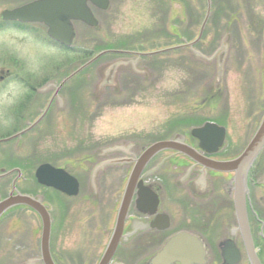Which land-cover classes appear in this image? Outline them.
<instances>
[{
    "label": "rangeland",
    "instance_id": "374dc122",
    "mask_svg": "<svg viewBox=\"0 0 264 264\" xmlns=\"http://www.w3.org/2000/svg\"><path fill=\"white\" fill-rule=\"evenodd\" d=\"M32 1L0 0V78L7 73L0 80V139L34 122L52 95L53 87L43 91L46 86H56L88 61L75 56V51L93 54L109 46L150 52L178 46L197 37L206 10L205 0L194 4L182 0L181 6L176 0H110L107 11L93 10L99 23L96 32L75 24L74 52H70L50 42L42 26L3 23V11ZM114 65L111 84L103 86L108 69ZM22 81L36 84L39 99L33 109L29 99L20 117L22 105L25 107L22 97H31L29 88L21 86ZM210 95L216 97L213 107L208 101ZM263 114L264 0H213L201 42L193 51L177 50L147 58L101 57L61 89L59 99L38 126L0 145V170L13 165L31 167L30 176L39 165L48 163L77 173L81 191L74 202L77 206L83 202L81 213L94 209L99 215L95 225H84L100 237L99 253L107 241L105 231L113 225L115 200L124 189L128 166L102 167L92 181L95 165L129 158L128 152L136 156L142 148L175 134L184 135L204 121L226 128V144L235 153L250 140ZM87 158L88 165L82 172L70 164ZM163 174H156L157 178ZM11 180H0V197L9 191ZM25 180L17 187L36 194L45 203L46 196L32 187V178ZM171 181L164 190L169 194L174 191ZM184 198L181 209L179 198L174 197L173 205L183 218L190 214L184 208L192 203ZM64 205L62 211L49 205L56 220L51 247L59 254L67 237ZM72 209L76 210V203ZM40 231V221L30 211L15 210L3 217L0 264H37V260L27 258L39 252ZM72 239L78 246V235Z\"/></svg>",
    "mask_w": 264,
    "mask_h": 264
},
{
    "label": "flooded vegetation",
    "instance_id": "af4514ba",
    "mask_svg": "<svg viewBox=\"0 0 264 264\" xmlns=\"http://www.w3.org/2000/svg\"><path fill=\"white\" fill-rule=\"evenodd\" d=\"M210 1L212 5L213 0ZM192 3H196V0H192ZM176 4L181 6L182 0H176ZM5 76H7V73H5ZM5 76L3 77L4 79ZM20 84L25 89L29 88L31 92V97H22L25 107L23 105L21 107V111L19 112L21 117L22 111L28 108L27 101L31 100V109H33L34 104H38L39 97L36 84L33 86L23 83V81ZM215 99L214 95L209 96L208 101H212V107L214 106ZM55 101H57V97L52 100L50 107ZM204 124L205 122L194 128H200ZM217 125L224 129V140L222 146L213 153H208L200 148V140L190 136L192 129L184 135L175 134L173 137L163 140H173L177 136V142L190 148V153L192 152L194 160L177 152L167 151L163 152L167 153L163 158H161L163 153H159L148 162L135 184L129 208L118 237L117 246L108 264H126L127 261H129V264H148L150 259L162 249L169 239L182 232L197 238L204 250L202 258H198L197 256L200 252L192 248L193 257L183 261V264H252L247 254L243 235L235 213V175L234 173L216 172L206 166L208 161L224 162L237 158L244 151L250 140L239 151L231 153L228 144H226V128L221 124ZM215 138L216 135H213V140ZM147 147L142 148L136 156L128 152V155L131 157L115 159L118 165L128 166L127 179L133 172L140 154ZM206 149L212 151V147H207ZM88 162L89 158L83 161H72L70 164H73L72 167L75 166L82 172L86 170L85 165ZM52 166L62 169L68 176L76 180L78 183V197L81 191L80 180L77 177L78 174L66 167ZM30 168L26 167L25 169L23 167L21 169V167L15 166L10 169L11 171L18 170L19 173L15 171L10 176L1 179L12 178L9 191L4 197H0V200L7 199L10 194L26 195L30 198L38 199L36 194L17 187L18 184L24 183L25 178H32L33 183L31 184L30 182V184L36 190V193H41L43 197L46 196V203L42 199L40 200L47 206L50 216L51 233L48 250L53 264H86L88 262L98 264L113 233L122 193L115 200L116 207L113 225L105 231L107 241L103 245V249L98 253V249L101 248L100 237L96 233H93L92 230L84 228V225L91 226L92 224H96L94 222L99 217L97 212H94V209H92L86 214L81 213V211L84 212L83 202L80 201L77 206V202H74L77 197H67L56 192L54 189H49L47 193L41 191L34 177L32 175L29 176L31 172ZM151 173L154 175L151 176ZM159 173H164L161 175V179L157 178ZM170 179L172 180V184H174V191L169 194L164 190L165 185L170 182ZM245 186L244 207L249 237L258 263L264 264V145L247 172ZM183 194L192 202L187 208H184V210L187 209L190 213L187 217L184 216V218L182 212L180 211V214H178L176 207L174 208L173 206L175 204L174 197H176V200L179 198V209L184 206L186 200H184ZM62 200L65 202L64 217L66 219L67 237L64 238V250L59 254L52 251L53 247H51V235L56 220L52 216V210L49 205L57 207L59 211H62L63 206L61 204L64 203ZM172 200L173 202L170 203ZM73 203H76L75 211L72 209ZM15 210L30 211L23 207L17 208L8 212L6 216ZM173 210L174 212H172ZM32 214L35 215L34 213ZM87 219L89 220L87 221ZM75 229H77V233ZM199 229L200 233L197 232ZM76 234L79 239L78 246L74 244L75 241L72 239L76 237ZM191 244L194 246V243ZM30 259L37 260V264H43L40 247L38 254L27 258V260ZM173 264L180 263L175 262Z\"/></svg>",
    "mask_w": 264,
    "mask_h": 264
},
{
    "label": "water",
    "instance_id": "95a60500",
    "mask_svg": "<svg viewBox=\"0 0 264 264\" xmlns=\"http://www.w3.org/2000/svg\"><path fill=\"white\" fill-rule=\"evenodd\" d=\"M88 4L94 6L99 10L105 11L108 8L109 2L108 0H37L29 4H26L22 7L10 11H4L1 14V17L3 21H17L19 23L41 24L46 28V35L51 40L61 44L65 48H69L75 37L74 27H73L74 23L79 22L89 28H96L98 25V22L95 20ZM209 14H210V1L207 0L206 17L202 23L199 36L195 41L180 47L153 52L147 54L146 56L162 54L179 48H192L197 42H199ZM106 54H129V53L116 52V51H107L100 53L99 55H97L96 57H94L93 59L82 65L81 67H79L76 71L71 73L67 78H65L58 85V87H56L54 96L57 95L60 88L66 82H68L70 79L78 75L82 70H84L92 63H94L98 58ZM137 56L139 57L142 55L137 54ZM221 59L222 57L219 59L220 64H221ZM116 67L117 65H114L108 69L107 71L108 73L104 80L103 86L111 84L112 75L114 74ZM219 73H221V66L219 67ZM52 87H54V85L49 84L46 86V88L43 91L50 89ZM50 104L51 101L44 110V112L42 113L41 117L35 123L30 125L29 128L8 139L0 140V143H6L16 138H19L20 136L31 130L45 116V114L49 109ZM213 135H216V138L214 140H213ZM191 136L198 138L200 140L201 143L200 148L202 150H205L208 153H213L222 146L224 140V129L219 128L214 124L206 123L204 124L203 127L191 131ZM263 145H264V116L253 138L251 139L246 149L238 158L227 162L208 161L206 164V166L211 170L217 172H231V173L233 172L235 174L234 177L235 213L238 219L240 231L243 235L245 248L252 264H259V263L254 255L253 247L248 232V224L246 220V212L244 207V195L246 193L245 181H246L247 172ZM207 147H212V151H208L206 149ZM166 150L177 151L180 154L186 155L194 160L192 152L190 153V148L181 143L178 144L175 141L155 143L150 147H148L141 154L139 159L136 161L134 170L130 174L129 179L127 181L111 239L106 247V250L99 264H108L114 253V250L117 246L118 237L121 232L123 222L129 207L130 199L134 191L137 179L139 178L141 172L143 171L144 167L153 156H155L159 152ZM103 166L104 165H101L100 167L96 168L94 170V173H96L98 169L102 168ZM35 178L37 182L42 186L54 188L55 190L64 193L67 196L77 195V191H78L77 182L73 178L66 175L62 170L54 169L48 164L41 165L37 168L35 172ZM16 206H26L32 209L39 216L42 226L41 238H40V251L42 254V261L44 264H53L50 259L49 251H48V242L50 236V218L46 211V208L41 205L40 201L34 200L27 196L10 195L6 200L0 201V217L6 211ZM191 243H194V246H192ZM192 248H195L196 251H199L200 254L197 257L202 258V254L204 255V250L202 249L200 241L189 234L180 233L177 236L171 238L162 248V250L157 254H155V256H153L150 259V262L148 264H173L175 262H179L180 264H183V261H185L186 259L189 260V258L193 257Z\"/></svg>",
    "mask_w": 264,
    "mask_h": 264
},
{
    "label": "trees",
    "instance_id": "16d2710c",
    "mask_svg": "<svg viewBox=\"0 0 264 264\" xmlns=\"http://www.w3.org/2000/svg\"><path fill=\"white\" fill-rule=\"evenodd\" d=\"M104 49H110V47H109V46H105V47H103V48H100V49L98 50V52L101 51V50H104ZM92 56H93V54H90V53H88L87 51H85L84 53H81V54L79 55V57L82 58L83 60H84V59L87 60V59L91 58Z\"/></svg>",
    "mask_w": 264,
    "mask_h": 264
}]
</instances>
